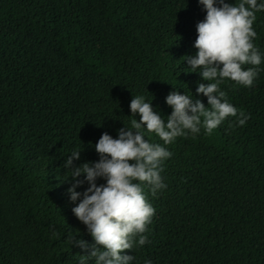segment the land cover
Returning <instances> with one entry per match:
<instances>
[{"label": "trees", "instance_id": "1", "mask_svg": "<svg viewBox=\"0 0 264 264\" xmlns=\"http://www.w3.org/2000/svg\"><path fill=\"white\" fill-rule=\"evenodd\" d=\"M206 15L199 0H0V264H96L95 240L72 211L90 185L82 174L70 199L66 160L75 150L73 167L98 162L103 133L118 138L141 120L134 95L165 122L171 92L209 106L196 91L208 82L186 61ZM256 16L258 77L250 88L220 84L247 122L229 117L166 145L144 129L172 156L166 188L153 196L142 185L155 214L147 242L122 253L132 264H264V11Z\"/></svg>", "mask_w": 264, "mask_h": 264}, {"label": "clouds", "instance_id": "2", "mask_svg": "<svg viewBox=\"0 0 264 264\" xmlns=\"http://www.w3.org/2000/svg\"><path fill=\"white\" fill-rule=\"evenodd\" d=\"M206 9V17L197 24L195 56H187L192 72H199L197 93L208 98V107L199 100L179 91L169 93L166 103L173 111L167 122L153 110L152 102L134 95L130 108L138 112L141 120H131V127L118 130V138L103 133L95 144L100 155L98 162H86L73 167L80 159L81 151H73L64 167L68 168L76 182L69 189L70 199L77 201L81 193L76 191L84 181L77 179L82 174L90 185L83 193L82 201L72 209L95 240L91 257L96 264H132L135 257L122 255L125 250L138 244L143 246L148 238L144 233L152 221L155 209L144 194L143 184L151 187L152 195L166 188L161 173L163 163L172 156L166 147L145 138L147 132L155 133L164 144H171L177 137L189 132L198 134L201 127L211 134L224 120L235 117L239 126L250 118L238 110L227 99L220 84L230 79L244 87H252L258 77V66L262 62L259 49L253 43L257 36L253 28L256 13L264 11V3L257 0H240L238 4L219 0H199ZM222 65V67H221ZM244 65L249 67L245 70ZM199 70V71H197ZM214 81V82H213ZM174 86V85H173ZM175 87V86H174ZM146 125V127H145ZM104 178L106 184L97 185ZM69 239L74 242V236ZM86 248L83 240L75 241ZM81 256L80 264H86ZM151 264V261H145Z\"/></svg>", "mask_w": 264, "mask_h": 264}]
</instances>
